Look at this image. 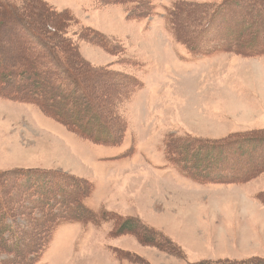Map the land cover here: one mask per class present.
Here are the masks:
<instances>
[{"label": "rangeland", "instance_id": "rangeland-1", "mask_svg": "<svg viewBox=\"0 0 264 264\" xmlns=\"http://www.w3.org/2000/svg\"><path fill=\"white\" fill-rule=\"evenodd\" d=\"M104 1L0 0L2 17L13 18L0 25V77L26 70L32 87L49 80L54 92L49 111L0 82V230L11 222L16 231L40 234L34 219L42 204L32 203L38 194L20 196L17 181L27 169L62 172L93 185L84 201L96 218L59 225L32 264H264V141L210 159L239 168L233 183H220L236 172L222 167L208 166L203 181L184 175L181 160L197 153L183 148L187 141L203 151L214 140L264 139V0L224 7L225 0H142L146 17ZM173 9L183 12L171 17ZM26 33L44 36L64 55L82 87L65 79L57 94L54 72L46 75L54 67ZM72 87L85 94L76 115L61 104ZM91 112L114 130L115 144L89 137ZM64 113L80 123L66 122ZM168 146L182 165L164 159ZM257 163L255 173L245 171ZM246 202L255 209L243 208ZM7 258L0 255V264Z\"/></svg>", "mask_w": 264, "mask_h": 264}, {"label": "trees", "instance_id": "trees-1", "mask_svg": "<svg viewBox=\"0 0 264 264\" xmlns=\"http://www.w3.org/2000/svg\"><path fill=\"white\" fill-rule=\"evenodd\" d=\"M96 1L103 2V0H96ZM109 1L111 3L114 2L117 4L126 5L129 12L135 13L137 17H140L139 13H142L141 16L143 17L144 16L146 17L148 15L147 9L142 4V0H109ZM237 1H241V0H225L221 2L219 6L224 7L225 5L229 4V2L236 3ZM243 1H245L246 3L248 0H243ZM104 2L108 3L106 0ZM255 2H257L258 5H262L260 0H256ZM128 4H130V6H128ZM243 5L246 6L245 4ZM179 6L175 7V9L177 10L183 9L182 5L180 7ZM4 9L7 10L5 7ZM217 10L215 11L214 15L217 14L218 12ZM243 10H246V12L248 13L250 12L248 8L243 9ZM6 12H8V10ZM180 12H183V11L176 12L173 9V11L169 13L171 14V17L177 18ZM50 13L55 16L54 19H51L52 21L60 20L59 19V17H61L60 13L58 15L56 12L52 13V11H50ZM0 17H1V20L3 21V23H1L0 25H3V26L5 25V21H10V22L13 21V18H11L10 16H9L10 17L9 19H5L7 17L5 16L4 18L0 14ZM210 19H213V18H210ZM242 21L246 25V27L252 26L250 25L251 23L249 20L247 21L242 20ZM210 23L211 21L207 19V21L204 22L202 26H198L197 27L198 33L202 34L204 31H206L209 28ZM231 31L236 32L238 34H243L242 31H239V30L234 31L232 29ZM26 35H27V38L30 39L31 41L32 39H34V41H32L34 46L39 47V48L41 47V49L44 52L43 55L46 56L44 59H47L49 64L54 67V70L50 69L49 71L50 73L48 72L46 73V75L49 78V75L51 77L52 72H54L53 75L56 76L55 77L56 81H54L53 88L56 89L57 94L60 93L61 88L64 87L62 85V82L65 79L68 80L67 83H69L70 85L79 84L81 86V83L79 82L80 80L76 76H74L72 73L69 72L70 64L68 63V60L64 57V55L60 54L62 58L59 56H56L54 46H47L48 44L42 41L44 40L43 39L44 36H39V34L37 33L35 34L34 37L29 36L27 33ZM90 38L95 39V36H92ZM235 38H238V37H235ZM230 42L232 41H229L228 49L230 50L237 49L234 43H230ZM239 42L242 43V40H240ZM245 42L246 41H244V43ZM190 47H192V50H193L194 45H191ZM0 56L2 57V55ZM6 56L7 55L3 57H6ZM21 57L23 59L26 58L24 55H21ZM4 61L5 63H4L3 70L11 71L12 67L8 66L9 64L6 63L7 60H4ZM32 65H33V62H31L30 66ZM14 66H16L15 63H14ZM8 76H11V75H6V73L4 75L3 73V75L0 77V82L3 84L4 87L8 86L7 89L9 93H11L12 95H16L14 97L32 99L33 104L35 106L39 107V105L41 104L42 106L44 105L49 111L52 110V107H48L50 103L46 101L47 95L49 93L51 94L54 93L53 91H51L52 88L49 84L50 83L49 80L44 81L43 84L39 83L35 87H32L30 85V83H32L33 81L32 74L30 72H27L26 70L21 69L17 71L14 75H12L13 76L12 79H10ZM34 80H35V77H34ZM9 81L12 84H8ZM70 89L72 93H68V94L66 93L65 94L66 96H63L62 98L61 104L63 105L64 102H68V105L72 107L71 109L73 110V113L76 115L78 113H81L80 109L82 107V104L85 101L82 104H80V102H82L81 98L85 94H82V96H80L79 94L76 93L75 87H72ZM58 101H60V98L58 99ZM74 102H77V103L74 104ZM77 106H80V108L79 109L76 108ZM42 113L45 114L46 116L49 115L45 113L44 110H42ZM65 114L66 113H64V116L62 117L67 122L69 118ZM88 116H90V119L87 118ZM88 116L82 115L80 119L87 118L84 121H87L89 119L88 122L86 123L87 127H90L91 124L93 126L91 128H93L92 130L94 131V135L89 136V137L92 138V140H94L97 143L115 144L117 141V136L114 130L107 123H104L103 119H101V117L96 115L95 113L91 112L90 115ZM54 118L52 116V119ZM54 120L56 122H59L56 119ZM69 123L76 124L80 122L76 121L72 123V120H70ZM64 127L68 129L66 126ZM262 141H264V139L256 137L255 135L249 136L245 140L233 139V138H230L225 141L224 140L222 141L214 140V141H209V142L204 143L206 147L204 148L203 151H202V146H200L201 144L199 143H195V142L192 143L190 141L184 142L185 143V146L183 147L184 149H187L186 147H190L193 150V152H197V153H195L194 157H190V158L184 155L183 159H181L184 163L183 168L186 172L189 171L192 174L193 178L195 179L201 178L200 181L207 180V179H202V178H205V176L208 177L210 175V171L213 169L217 170L219 167L220 168L222 167L223 169L225 168V170L228 169L229 171L230 169H232L233 171H236V172L235 173L231 172V176L229 180H223V178L221 177L219 181L220 183H223V182L233 183L232 180L236 179V175L238 174L237 170L239 168L235 170L234 167L232 168L227 167V165L224 164L223 162L217 163L216 161H211L210 159L213 158L214 156H218L219 154H222L224 151H228L226 149H230L234 145L237 148L241 149L243 147L242 145L243 143L252 144L254 142L257 143V142H262ZM169 142H167L168 145H170ZM107 146H110V145H107ZM166 149L168 153L170 154L173 153L172 147L168 146ZM186 160L189 163H187ZM186 163L189 164V166H187ZM208 166H210L213 169H208ZM258 167H259L258 163L252 166H249V167L247 166L245 171L251 174ZM243 171H240V172L243 173L244 175L245 171L244 172ZM17 182L19 183V186L17 188H19L18 192L20 196H22L21 195L22 191H23L22 192L23 195L28 192H33V193L35 192L38 194L37 196H35L37 198L34 201H32V203H35L36 205H38V207H41L40 204H42V207L40 209L41 211H39L40 213L39 218L34 219L37 223V227L35 230L38 229V231H40L41 233L36 235L33 228L30 231L31 233L21 232L18 226H16L18 228V231H16L14 225L11 222L6 223L5 227H3L0 230V255L3 254L8 257L4 264H32V262L35 259L36 260L39 259V256L46 249L45 248L46 241L47 242L49 241V236L51 235L52 231L53 230L55 231V229H57L59 225H62L64 223H70V222H80V223L86 224L88 222H94V219L96 218V214H95L96 212H93L90 208H88L84 204V198H86L90 194V192H92L93 185L88 182L86 183L80 177H77L73 174H66V173L64 174L62 172H50V171H42V170L37 171V170L27 169V170H24L22 177L18 179ZM55 183L58 185L56 186L53 185ZM207 184H210V183H207ZM226 184L228 185L229 183H226ZM33 193H30L28 197L31 198L33 196ZM27 207H33V206H30L29 204ZM127 222L128 221L123 222L125 223L124 225H127ZM45 226H49V228L46 229V231H44ZM30 255L33 256L32 259H28V256ZM209 263L210 262H208V264ZM191 264H206V263L202 261H198V262L191 263ZM210 264H213V263H210Z\"/></svg>", "mask_w": 264, "mask_h": 264}, {"label": "bare ground", "instance_id": "bare-ground-1", "mask_svg": "<svg viewBox=\"0 0 264 264\" xmlns=\"http://www.w3.org/2000/svg\"><path fill=\"white\" fill-rule=\"evenodd\" d=\"M254 18H255V17H254ZM241 163H242V162H241ZM262 164H263V163H262ZM241 166H242V165H241ZM246 203H247V205L244 204L245 206L243 205V208L247 207V208H246L247 210H253V209H255V208H252V206H249V204H248L249 202H246Z\"/></svg>", "mask_w": 264, "mask_h": 264}, {"label": "crops", "instance_id": "crops-1", "mask_svg": "<svg viewBox=\"0 0 264 264\" xmlns=\"http://www.w3.org/2000/svg\"><path fill=\"white\" fill-rule=\"evenodd\" d=\"M249 197H250V199L252 198L251 195H249ZM255 200H256V199H255ZM255 200L252 198V201H254V202H256V201L258 202L259 199H257L256 201H255ZM253 204H254V203H253Z\"/></svg>", "mask_w": 264, "mask_h": 264}]
</instances>
